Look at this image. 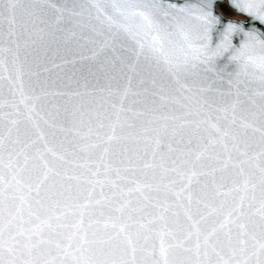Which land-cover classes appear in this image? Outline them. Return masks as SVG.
I'll use <instances>...</instances> for the list:
<instances>
[{"label":"snow or ice","instance_id":"1","mask_svg":"<svg viewBox=\"0 0 264 264\" xmlns=\"http://www.w3.org/2000/svg\"><path fill=\"white\" fill-rule=\"evenodd\" d=\"M0 264H264V0H0Z\"/></svg>","mask_w":264,"mask_h":264},{"label":"water","instance_id":"2","mask_svg":"<svg viewBox=\"0 0 264 264\" xmlns=\"http://www.w3.org/2000/svg\"><path fill=\"white\" fill-rule=\"evenodd\" d=\"M71 58L70 56L68 57ZM55 62L60 64V68H52V71L50 73V76L53 80H57V84L61 87L64 85H68V88L65 90H70L71 88L76 87L75 83L73 82L75 77L74 73L76 72V69L80 67V65L73 66L72 64H65L63 61L57 57L55 58ZM49 67H52L51 63H49ZM69 77H72V80H69ZM4 94L7 96V82H4Z\"/></svg>","mask_w":264,"mask_h":264}]
</instances>
